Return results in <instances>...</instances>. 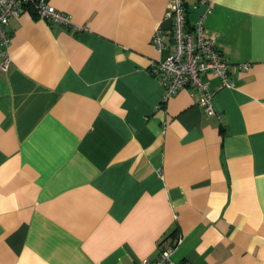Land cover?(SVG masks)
I'll use <instances>...</instances> for the list:
<instances>
[{
    "label": "crops",
    "instance_id": "1",
    "mask_svg": "<svg viewBox=\"0 0 264 264\" xmlns=\"http://www.w3.org/2000/svg\"><path fill=\"white\" fill-rule=\"evenodd\" d=\"M169 1L48 0L81 30L28 6L9 19L0 264H139L165 244L175 261L264 264V0H183L233 82L213 115L190 86L163 101L150 71Z\"/></svg>",
    "mask_w": 264,
    "mask_h": 264
},
{
    "label": "built area",
    "instance_id": "2",
    "mask_svg": "<svg viewBox=\"0 0 264 264\" xmlns=\"http://www.w3.org/2000/svg\"><path fill=\"white\" fill-rule=\"evenodd\" d=\"M30 7L40 19L61 24L73 30H81L82 26L72 23L70 16L51 6L48 0H0V57L1 66L9 63V37L6 25L11 17L19 15L23 7ZM166 16L172 19L171 44L162 39V31L157 28L152 36V44L157 52L168 49L162 61L153 62L151 73L163 87L162 100L166 101L184 87L190 86L199 91L196 103L206 114H215L212 96L221 87H232L228 74V63L216 48L214 38L206 33L204 15L191 28L186 26L183 0H170ZM248 64H242L246 67ZM205 75H213L219 79V86L211 89L203 80ZM173 245H163L155 259L143 258L139 264H190L187 261L172 259Z\"/></svg>",
    "mask_w": 264,
    "mask_h": 264
},
{
    "label": "trees",
    "instance_id": "3",
    "mask_svg": "<svg viewBox=\"0 0 264 264\" xmlns=\"http://www.w3.org/2000/svg\"><path fill=\"white\" fill-rule=\"evenodd\" d=\"M183 6H184V2H183ZM184 10H185V8H184ZM33 12H34V11H33ZM34 14H35V13H34ZM171 25H172V24H171ZM186 26H187L188 28H191V27H192V26L190 27V26H188V25H186Z\"/></svg>",
    "mask_w": 264,
    "mask_h": 264
}]
</instances>
